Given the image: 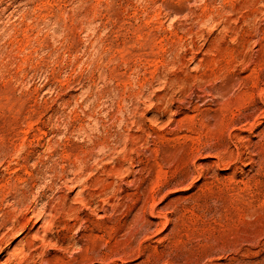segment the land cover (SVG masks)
<instances>
[{
	"label": "rangeland",
	"instance_id": "1",
	"mask_svg": "<svg viewBox=\"0 0 264 264\" xmlns=\"http://www.w3.org/2000/svg\"><path fill=\"white\" fill-rule=\"evenodd\" d=\"M263 243L264 0H0V264Z\"/></svg>",
	"mask_w": 264,
	"mask_h": 264
},
{
	"label": "bare ground",
	"instance_id": "2",
	"mask_svg": "<svg viewBox=\"0 0 264 264\" xmlns=\"http://www.w3.org/2000/svg\"><path fill=\"white\" fill-rule=\"evenodd\" d=\"M264 244V243H263ZM262 245V244H261ZM250 251V250H249ZM262 264H264V263H262Z\"/></svg>",
	"mask_w": 264,
	"mask_h": 264
}]
</instances>
